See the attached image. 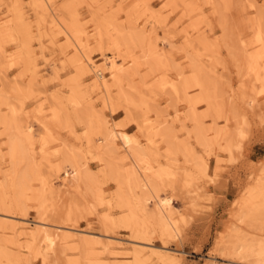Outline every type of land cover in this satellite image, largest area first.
I'll use <instances>...</instances> for the list:
<instances>
[{
    "label": "rangeland",
    "instance_id": "374dc122",
    "mask_svg": "<svg viewBox=\"0 0 264 264\" xmlns=\"http://www.w3.org/2000/svg\"><path fill=\"white\" fill-rule=\"evenodd\" d=\"M172 1L52 0L47 14L38 5L42 3L34 0H0V98L17 106L21 119L25 116L33 127L31 189L23 199L16 195L11 181L7 136L0 125V198L5 206L0 211V264H42L37 229L45 222L48 231L58 235L54 251L46 258L48 264H264V76L252 72L250 59L262 48L255 34L260 28L264 38V0ZM56 18L66 22L71 37ZM99 19L108 23L107 33L114 30L112 23L117 24L153 42L158 54L166 53L158 64L152 61L145 66L137 50L126 57L128 60L120 61L130 66L127 72L132 71L129 97L133 105L129 108L119 99L117 88L111 87L112 110L104 109L102 92L92 80L85 57L101 64V45L107 43L99 39ZM75 36L81 38L85 49L71 63ZM233 40L245 45L244 66L230 46ZM107 49L104 54L117 60L118 53ZM155 65L160 67L156 70ZM177 72L182 73V81ZM74 76L79 77L83 97L93 103L95 112L111 118L161 169L169 167L165 169L168 178H161L152 168L147 169V175L157 178L158 187L152 192L171 198L178 235L151 216L153 204L138 196L134 183L119 190L105 162L87 151L84 109L70 101L62 84ZM188 77L196 84L191 91L185 85ZM198 80L206 85V93ZM189 101L197 103L194 111ZM0 106L1 113L7 111V106ZM54 108L62 110L61 120L52 116ZM198 124L205 130L202 143L198 142ZM165 131L178 146L183 144L189 155L180 146L181 151L170 153L158 135ZM68 151L77 155L84 174L92 180L93 191L86 196L88 201L75 193L64 197V203L70 201L72 213L61 220L55 196H48L51 216L47 213L45 221L39 216L40 184L36 178L43 170L48 174L39 175L62 185L60 178L68 169L63 153ZM115 160L111 168L119 167ZM164 180H170L171 185ZM240 213H247L242 221L237 219ZM59 225L61 230L74 228L86 234L85 246L57 232ZM150 250L165 255L150 254Z\"/></svg>",
    "mask_w": 264,
    "mask_h": 264
},
{
    "label": "bare ground",
    "instance_id": "6f19581e",
    "mask_svg": "<svg viewBox=\"0 0 264 264\" xmlns=\"http://www.w3.org/2000/svg\"><path fill=\"white\" fill-rule=\"evenodd\" d=\"M51 1L52 0H34V3H42V4H38V5H40L42 7L43 13L48 14V13H50V8H52ZM220 1H222V0H220ZM172 2H173V4H175L177 2L181 3L182 0H173ZM177 4H179V3H177ZM230 7H231V5H230ZM230 7H228V8H230ZM36 9H38V6L36 7ZM110 20H112V19H107L108 22H110ZM56 21L59 24V26L64 30L65 35H67V37H71L72 32L69 30V27L67 26L66 22L61 18H59V19L56 18ZM98 21L100 23V30H101L100 31L101 33L99 34V39L102 41H105L107 43L104 45H101V47H103V49L101 48V51H100V55L102 56V59H103V62L101 64L96 65L93 62L91 63L85 57L87 65L90 68V71L92 72V80L94 81L95 85L97 87H99V89L102 92L103 108L104 109L107 108V109L112 110V101H111V96H110L111 87L117 88V91H118L117 93H118L119 99L125 103L126 108H129L131 105H133L132 99H130V97H129V93H130L129 92L130 91L129 76L131 77L132 71H130V73L127 72V69L130 66L122 65L123 63L121 64L120 61L125 60L126 57H130V54L134 50H137L140 52L139 59L143 60L145 66L152 61L154 63L158 64L162 61V58L165 56L166 53L163 52L162 53L163 55H161V53L158 54L157 49L154 46L155 44L153 42L144 41L142 37H140L136 34L128 33L126 31H124L121 27H119L117 24L114 25V23H112L114 30L112 31V33H107L105 30V29H107L106 26L108 25L106 20L104 21V19H103V21H102L99 19ZM258 23H260V22H258ZM110 25H111V23H110ZM261 26H263V25H261ZM230 28L232 29V27H230ZM230 28L228 27L227 31L230 32L231 34H233L232 33L233 31H231ZM261 29H262V27H261ZM261 33H262V31L260 30V28H258V30L256 31V34H255L256 35L255 41L258 44L261 43L262 48H260L259 49L260 51H258L256 54H254L250 57V59L252 58L251 59L252 60L251 69H252V72L254 70V73L256 74V76L259 74L260 75L262 74L264 76V66L261 65V61L264 60L263 59L264 58V38L261 36ZM200 35L202 37V34H200ZM195 37H196V39L194 41L197 40L199 35L195 36ZM234 37L236 38L235 35H234ZM75 39H76V45H75L76 50H75V53L73 54L74 57H73V60L71 63H74L75 60L77 59V57L79 58L80 55H83L82 49H85V48H83L84 46L82 47L81 38L79 36H75ZM149 40H151V39L149 38ZM166 41L167 40H165V42ZM187 41L189 42L190 40H187ZM197 42H199V40ZM256 42H255V44H256ZM200 43H201V41H200ZM200 43H198V44H200ZM200 45H205V43L203 44V42H202ZM109 46H110V48L107 49V47H109ZM230 46H231L232 50L234 51V53L241 59L240 61H241V63H243V66H244L247 62V58L245 57L247 54L244 55V52L246 51V50L244 51V48H245L244 43L241 42L240 44H236L233 40V42L230 43ZM106 49H107V51L108 50H110L112 52L114 51L115 54L118 53L117 60H116V57H113V56L109 57V56L105 55L103 50H106ZM76 55H77V57H76ZM250 55H251V53H250ZM239 58L237 60H239ZM133 60H131V61L133 62ZM249 63H251V62H249ZM152 65L154 67V64H152ZM53 66H55L54 69H56V65H53ZM75 66L76 65L73 64V67H75ZM157 67L158 66L155 65L156 70H157ZM174 70H175V68H174ZM174 70H172V71H174ZM104 73H106L107 77L104 76ZM133 73H134V71H133ZM150 73H152V71ZM177 73H178L177 79H181V81H182V76H183L182 73H180V72H177ZM194 73H195V71H194ZM196 73H197V71H196ZM75 76H74V78H71L68 82H66V83L64 82L62 84L65 86V88H67V90L69 92L70 101L77 108H79V110L84 109L82 112L86 117L85 122L87 125V132L84 135V145H85L87 151L93 157H95L97 159H101L105 162V169L107 170L108 174L111 175L114 180H116L119 190L123 191V188H125V187L127 189H129V185L131 183L132 184L134 183L136 185V187L139 189V195L138 196L141 199H143L145 202L153 204L154 207L151 211V216L158 218L160 221H163L165 223V225L169 228V230H171V232L174 235H178L179 229L177 227V223L175 221H172V216H171V215H173L172 214L173 207H172L171 198H161L159 195L160 191H159V194H158V191H155V190H154V192H152L153 188L157 186V178H155L153 176L150 177L147 175V169L152 168L153 170H155L160 175L161 178L162 177L168 178L169 174L165 170L167 168L161 169L160 166H157V164L152 162L151 157L144 150L137 148L136 140L133 139V137L131 138L130 136H128L126 132L122 131L117 126V124L112 121L111 118H108L106 115H103L102 113L95 112L94 107H93V103H91L90 101L88 102L87 100L84 99L83 93L81 91V85H80V82L78 79L79 77H75ZM196 78H198V77H196ZM198 79H200V81H201V76ZM198 82H199V80H198ZM201 82H199V83H201ZM185 83L184 84L187 86L186 89L188 88L189 91H191L190 88H193L196 85L191 78L187 79V81ZM4 84H6V83L4 82ZM181 84H182V82H181ZM203 84H202L203 87L201 85H199V86L201 88H204L206 85H203ZM126 87H128V88H126ZM136 88H138V87H136ZM180 89L183 90V88H181V87H180ZM205 89H206V87L203 90H205ZM4 90H6V89H4ZM213 91H214V89H213ZM203 92L206 93V90ZM137 93H138V91L136 92V94ZM255 93H257V92H255ZM140 95H141V93H140ZM201 95H203V94H201ZM190 96H193V95H189V97ZM206 96H208V94H206ZM208 97H206V98H208ZM199 98H197V99H199ZM10 100H11V98H10ZM134 100H136V98L133 99V101ZM188 100H190V99H188ZM206 101H208V99ZM0 102H1L0 105L7 106V107H5V108H7L6 112H2V113L0 112V125L4 128L5 135L7 136V143L6 144H8V152H9V156L11 159L10 161H11V165H12V177H11L12 180L11 181L15 187L14 190L16 192V195L19 196V198L20 197L22 198L24 193L25 192L27 193V191H29V188L31 189L30 182H31L32 178H31V175L29 173V171H30L29 159L31 156L30 143L32 142V138H33L32 137L33 136L32 135L33 127L30 124L26 123L25 116H24V120L21 119V117L19 115L22 112L20 113V110L17 108V106L12 104L7 99L5 100V99L0 98ZM189 103H190L189 104L190 107L193 106L192 110L194 111V108L197 105V103L193 104V102H190V101H189ZM204 103H207V102H204ZM204 103H203V105H205ZM209 103H210V101H209ZM141 104H143V103H141ZM82 105H85V108L81 107ZM209 105H211V104H209ZM53 106H55V105H53ZM136 106H137V104L135 105V107ZM0 107H2V106H0ZM53 111H54V113H53L54 115H52V116H54L56 120H61L62 119V117H61L62 116V113H61L62 110L60 111V109L54 108ZM213 113H214V111H213ZM225 118H226V121H230L227 116H225ZM138 123L140 125H142L140 123V121ZM196 130H197V133L199 134L198 135V142L199 143L204 142L205 136H204L203 131H205V130L202 129L200 124H198L196 126ZM224 132L225 131H223L222 133H224ZM158 135H160V138L161 137L164 138L165 146L168 145L167 147L169 148L170 153L172 151H177V150L179 151L180 148H182V149L186 148L183 146V144L179 145L180 146V148H179V146L177 145L178 143L175 142L173 136L170 134L169 131H165V132L160 133ZM224 135L226 136V133ZM148 136H150V135H148ZM71 152H73V151H71ZM71 152L68 151L67 153L66 152L63 153V163L67 164L68 169L65 170L64 176L60 178V180L62 179V185H60V184L57 185L56 181L50 182L48 177H46V175L41 176L42 175L41 173L44 171L41 170L40 171L41 173H40L38 171V168H36L37 171L39 172V174H41V175L36 174L38 176V177L36 176L37 177L36 178L37 184H40L39 185L40 197L37 196V197H39V203H40L39 204L40 205L39 206V216L41 218L43 217V220H45V221L48 220L47 218L46 219H44V218L46 217L47 213H49L48 209H50V207L48 206V202H49L48 196H50V195L55 196L56 205L55 204L54 205H55V207H57V209H59V210H57V209L56 210L59 211L60 212L59 214L61 215L60 217H57V216L56 217L58 219L60 218V220H61L64 216L70 218L71 213H72L71 212V210H72L71 203H70V201L64 203L63 202L64 197H66L70 193L71 194L75 193V194L81 196L82 198H84L86 201H88L86 196L89 195V192L93 191V183H92L91 178L88 175L84 174V172H83L84 170L82 169V165L80 164L77 155L74 153H71ZM183 152H185L186 155H189V152L186 149H184ZM113 159H117L115 161H118V165H119V167H116V168L113 166L115 169H112L113 167L111 168V166H110ZM126 162L128 163V165L125 164ZM32 164H34V163H32ZM35 167L36 166H34V168ZM83 168H84V166H83ZM168 169H169V167H168ZM45 173H47V172H44V174ZM121 176H122V179L120 178ZM36 180H33V181H36ZM3 181H2V183L4 184ZM5 181L7 182V180H5ZM166 182H170V180L165 181L164 184H166ZM9 184H8V186H9ZM169 184L171 185V182ZM0 187H1V185H0ZM5 187H6V185L4 186V188ZM36 192H39V190L38 191L36 190ZM95 194H96V198H98L97 200H99V192L95 191ZM123 195L125 196L126 194H123ZM12 196H14V195H12ZM120 197H121V195H120ZM24 198L25 197L23 196V199ZM121 198H123V197H121ZM121 198L119 200H122ZM36 200H38V199H36ZM125 200H126V198H125ZM125 200H122L121 202H123ZM144 201H142V202H144ZM12 203H13V201H12ZM21 204H23V203H20V205ZM4 207L5 206L3 205V202L1 201V198H0V211H3ZM81 208H83V207H81ZM51 210H53V209H51ZM49 214H50L49 216H51V213H49ZM39 216H38V218H40ZM6 217H7V219H9V217L7 215H6ZM47 217H48V215H47ZM246 217H247V213H240V216L238 215L237 219H240V221H242ZM9 221L15 222V220H13V218L9 219ZM45 223H47V222H45ZM45 223H39L38 224L39 228L37 229L38 230L37 235L39 236L38 241H39V247H40L39 253H41V255L43 256L42 264H48V262L46 261V258H48L49 252L51 253L54 251L55 242L58 238V235L55 234V232H54V234L49 232L50 231L49 227L46 226ZM1 224H3V223L0 222V225ZM135 224L137 225L136 222H135ZM12 225H14V224H12ZM61 229H62V227L59 225L58 228H56L55 230L57 232H59L60 234L65 235L67 238H76L77 240L80 241V244L83 247L85 246L86 241L84 240V238H85L86 234H83V233L77 231L78 229L76 230L74 228H70L67 230H61ZM29 251L31 253V250H29ZM148 252H146V253H148ZM149 253L150 254H156V255H163V254L165 255V253H163V252L154 253V252H152V250H150ZM31 254L33 255L34 251ZM171 255H174V254H171ZM166 256H170V254H167ZM210 264H213V263L211 262Z\"/></svg>",
    "mask_w": 264,
    "mask_h": 264
}]
</instances>
